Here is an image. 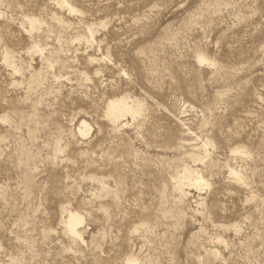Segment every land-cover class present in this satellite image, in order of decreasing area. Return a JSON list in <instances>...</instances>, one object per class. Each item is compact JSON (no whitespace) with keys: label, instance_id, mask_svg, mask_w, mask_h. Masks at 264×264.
Returning <instances> with one entry per match:
<instances>
[{"label":"rangeland","instance_id":"rangeland-1","mask_svg":"<svg viewBox=\"0 0 264 264\" xmlns=\"http://www.w3.org/2000/svg\"><path fill=\"white\" fill-rule=\"evenodd\" d=\"M0 264H264V0H0Z\"/></svg>","mask_w":264,"mask_h":264},{"label":"bare ground","instance_id":"bare-ground-1","mask_svg":"<svg viewBox=\"0 0 264 264\" xmlns=\"http://www.w3.org/2000/svg\"><path fill=\"white\" fill-rule=\"evenodd\" d=\"M134 108V107H133ZM131 107L128 105L126 100H119L117 101V103L113 104L111 106V114H119L122 112H127L130 111ZM89 125H87V123L85 121H82V125L79 127V131L82 134H87L90 130V127H88ZM83 127H85V129H83ZM199 173V172H198ZM83 222V218L82 216H80L77 213H73L71 212L68 219H67V226L68 229L70 230V232L72 233V235H74L75 237L81 239V241L83 240V235L80 231V224ZM68 230V231H69Z\"/></svg>","mask_w":264,"mask_h":264}]
</instances>
